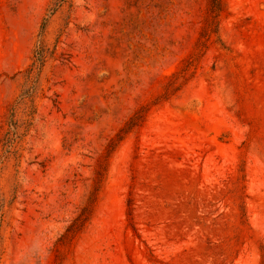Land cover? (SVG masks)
Wrapping results in <instances>:
<instances>
[{
	"label": "rangeland",
	"instance_id": "374dc122",
	"mask_svg": "<svg viewBox=\"0 0 264 264\" xmlns=\"http://www.w3.org/2000/svg\"><path fill=\"white\" fill-rule=\"evenodd\" d=\"M0 264H264V0H0Z\"/></svg>",
	"mask_w": 264,
	"mask_h": 264
},
{
	"label": "trees",
	"instance_id": "16d2710c",
	"mask_svg": "<svg viewBox=\"0 0 264 264\" xmlns=\"http://www.w3.org/2000/svg\"><path fill=\"white\" fill-rule=\"evenodd\" d=\"M102 172H97L96 186L101 182ZM97 189L91 192V195L88 198L87 204L81 209L78 217L73 221V223L68 227L67 233L64 235V238H69L72 234L79 231L87 222L89 216L91 215L93 205L97 198Z\"/></svg>",
	"mask_w": 264,
	"mask_h": 264
}]
</instances>
